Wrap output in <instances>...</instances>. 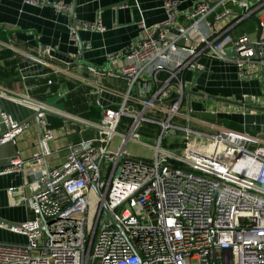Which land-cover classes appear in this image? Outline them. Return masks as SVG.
Returning a JSON list of instances; mask_svg holds the SVG:
<instances>
[{
  "label": "built area",
  "instance_id": "built-area-1",
  "mask_svg": "<svg viewBox=\"0 0 264 264\" xmlns=\"http://www.w3.org/2000/svg\"><path fill=\"white\" fill-rule=\"evenodd\" d=\"M227 2L246 11L243 17L258 20V36H232L223 22L229 7L207 22L214 8ZM179 3L163 0L164 21L108 55L105 67L88 66L91 79L109 73L127 84L96 122L27 94L6 93L0 84V96L31 108L41 131L40 151L33 156L37 164L22 185L31 194L16 196L15 188L8 189L9 199L34 216L19 223L0 220V229L25 238L22 244L0 242V264H264V131L208 122L185 105L203 71L199 61L207 58L233 63L242 80L258 78L262 93L245 100L252 112L264 114V1L248 11L246 1L201 0L185 14L187 27L177 22ZM54 5L70 10L62 1ZM78 27L103 30L100 23L73 21L72 37ZM203 112L225 113L220 102ZM47 114L66 119L63 135L79 131L76 124L95 131L90 139L70 142L66 159L51 167L42 163L56 139ZM144 124L158 127L154 144L138 140ZM29 126L0 111V146L15 143ZM129 143L151 154L134 155ZM25 165L15 155L0 167V176L22 173Z\"/></svg>",
  "mask_w": 264,
  "mask_h": 264
},
{
  "label": "crops",
  "instance_id": "crops-1",
  "mask_svg": "<svg viewBox=\"0 0 264 264\" xmlns=\"http://www.w3.org/2000/svg\"><path fill=\"white\" fill-rule=\"evenodd\" d=\"M40 1V4H36L23 0H0V51L9 53L4 59L0 58V65L4 67L6 74L0 78V84L6 93L30 95L29 91L33 86H27L28 80L46 77L49 74L62 77L64 81L50 79L52 83H49L48 80L49 85L60 86L59 90L49 94L45 101L63 112L66 111L62 109L60 102L69 92V87L73 84L88 87L85 96L89 100V113L92 118L87 120L66 113L78 119L96 122L103 107L116 103L120 92L126 90L127 84L124 78L109 73H100L91 79L92 72L88 66L105 67L108 55L124 50L137 37L145 36L148 30L164 21L166 14L162 8L163 0ZM57 1H62L73 8L72 19L69 11L59 10L54 5ZM199 1L201 0H179L177 22L180 27H187L190 24L185 14ZM209 1L210 4L215 2ZM262 1L264 0H246L248 11L255 9ZM226 7L231 8V14L226 15L223 22L232 36L247 33L255 37L258 24L250 18L243 17L242 8L233 7L228 2L224 6H216L207 16V22L212 21L214 16ZM73 21L79 24L100 23L103 30L78 27L77 33L72 37L69 27ZM203 27L206 28L205 24ZM199 62L203 65V71L197 74L192 91L194 95L190 100L187 98L185 105L194 108L195 115L205 121L222 124L225 120L230 123V128L236 130L263 132L264 114L261 111L252 112L245 100L248 95L262 93L261 81L258 78L240 79L236 66L228 61L201 58ZM75 75L87 78L91 83L81 82ZM171 100L172 98L167 102ZM192 101L194 106L191 104ZM215 102L221 103L225 113L215 116L203 112L205 108L213 107ZM0 111L7 112L15 120L28 121L30 124L29 128L17 137L15 143L0 146V167L6 165L15 155H19L26 162L22 173L0 176V220L19 223L34 215L22 202L10 200L8 189L15 188L16 196L22 193L31 194L30 188L24 189L22 185L27 182L25 173L37 164L33 156L40 151L41 131L34 111L29 107L0 96ZM47 115L56 116L61 120L60 125L51 127L56 133V139L51 143L53 152L44 159L45 161L42 160L44 165L51 167L59 165L66 159L67 145L70 142L90 139L95 135V131L91 127H80L76 124L79 131L63 135L66 119L58 115ZM67 125L69 126V123ZM143 126L145 127L141 128L142 135L147 137L153 138V134L158 131V127L152 124ZM148 126H152V129ZM192 126L196 130L208 131L206 125ZM118 142L116 139L115 145ZM129 147L131 144L128 150ZM0 242L22 244L25 238L0 229Z\"/></svg>",
  "mask_w": 264,
  "mask_h": 264
},
{
  "label": "trees",
  "instance_id": "trees-1",
  "mask_svg": "<svg viewBox=\"0 0 264 264\" xmlns=\"http://www.w3.org/2000/svg\"><path fill=\"white\" fill-rule=\"evenodd\" d=\"M8 54L9 53L4 50L0 51V58L4 59L5 57L8 56ZM4 75H6L4 67L0 65V78L4 77ZM50 79L55 81L57 80L64 81L62 77L56 76L54 74H49L46 77H40L37 79H30L26 82L27 86L29 87L33 86V88L29 91L30 96L36 100L45 101L49 97V94L56 93L59 90L60 85L59 84L49 85L48 80ZM69 88H70L69 92L60 102L62 109L80 118L87 120L91 119L92 117L89 113V104H88L89 100L85 96V94L88 91V87L73 84ZM46 119L50 127H57L58 125L61 124V120L58 119L56 116L47 115ZM222 124H224V126L231 127L228 121L224 120ZM148 128L152 129V126H148Z\"/></svg>",
  "mask_w": 264,
  "mask_h": 264
},
{
  "label": "rangeland",
  "instance_id": "rangeland-1",
  "mask_svg": "<svg viewBox=\"0 0 264 264\" xmlns=\"http://www.w3.org/2000/svg\"><path fill=\"white\" fill-rule=\"evenodd\" d=\"M253 37V35H251ZM193 106L195 105L194 102L192 101L191 103ZM139 141L144 142L148 145L154 144V138H150L147 137L145 135H140V137L138 138ZM131 144V147H129V151H134V153L138 156H142V157H146L149 156L151 154V152L149 151V149H147L146 147L140 145V144H136V143H129L128 146ZM127 146V147H128ZM191 264H197L196 261H192Z\"/></svg>",
  "mask_w": 264,
  "mask_h": 264
},
{
  "label": "water",
  "instance_id": "water-1",
  "mask_svg": "<svg viewBox=\"0 0 264 264\" xmlns=\"http://www.w3.org/2000/svg\"><path fill=\"white\" fill-rule=\"evenodd\" d=\"M244 1H246V0H244ZM69 15H70V17H71V19L73 18V8H70V10H69ZM246 13V11H242V14H245ZM249 18L250 19H252L253 21H255L257 24H258V20L255 18V17H253V16H249ZM259 33H260V28H258V31H257V36L259 35ZM82 46L80 45V48H81ZM226 53L229 55V56H231L232 55V50L231 49H227V51H226ZM93 80H96V79H93ZM263 84H264V78H263ZM188 95V99L190 98V95H191V93H187ZM192 94H194V93H192ZM175 97V94H172L171 95V98H174ZM40 136H41V133H40Z\"/></svg>",
  "mask_w": 264,
  "mask_h": 264
}]
</instances>
